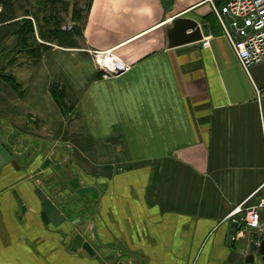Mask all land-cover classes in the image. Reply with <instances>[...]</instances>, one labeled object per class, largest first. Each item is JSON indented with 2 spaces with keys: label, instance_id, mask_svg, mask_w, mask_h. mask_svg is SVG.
<instances>
[{
  "label": "crops",
  "instance_id": "0c3cea01",
  "mask_svg": "<svg viewBox=\"0 0 264 264\" xmlns=\"http://www.w3.org/2000/svg\"><path fill=\"white\" fill-rule=\"evenodd\" d=\"M214 15L206 0H94L80 48L47 44L36 63L33 15L30 48L0 47L15 162L0 172V264H264L247 262L255 232L228 243L234 212L264 199V62L246 73ZM180 18L206 21L209 46L168 49ZM109 52L130 69L107 76L96 55ZM76 227L96 258L71 249Z\"/></svg>",
  "mask_w": 264,
  "mask_h": 264
},
{
  "label": "trees",
  "instance_id": "16d2710c",
  "mask_svg": "<svg viewBox=\"0 0 264 264\" xmlns=\"http://www.w3.org/2000/svg\"><path fill=\"white\" fill-rule=\"evenodd\" d=\"M93 1L31 0V10H25L24 15L20 16L18 11L19 7H22V0H0V5L3 7V12L0 13V47L10 37L17 36L23 48H30L29 37L35 33V27L33 21L27 17L33 15L39 25L40 38L44 43L37 48V51L28 54L36 63L40 62L44 52L50 48L48 45L65 49L80 48L84 41V27ZM217 3L222 6L223 0ZM20 17L23 19L20 20ZM2 77L19 95H23L22 86L14 76L3 74ZM53 97L63 114L68 117L71 109L66 105L64 91L55 86Z\"/></svg>",
  "mask_w": 264,
  "mask_h": 264
},
{
  "label": "built area",
  "instance_id": "2783aa9c",
  "mask_svg": "<svg viewBox=\"0 0 264 264\" xmlns=\"http://www.w3.org/2000/svg\"><path fill=\"white\" fill-rule=\"evenodd\" d=\"M218 1L206 0L218 18L240 65L250 74L253 67L264 62V0H223L222 6L218 5ZM202 44L204 47L209 46L206 40ZM96 56L100 62L113 54L109 52ZM101 69L107 76H111L119 70L126 72L130 68L126 65L118 67L117 64V68L102 65ZM262 93L258 91L259 95ZM237 214H244L237 223L264 240V199L256 205L238 208L233 215Z\"/></svg>",
  "mask_w": 264,
  "mask_h": 264
},
{
  "label": "water",
  "instance_id": "95a60500",
  "mask_svg": "<svg viewBox=\"0 0 264 264\" xmlns=\"http://www.w3.org/2000/svg\"><path fill=\"white\" fill-rule=\"evenodd\" d=\"M167 43L168 49H176L183 46L200 44L205 41V39L211 36V32L209 29V25L206 21L197 22L188 18H180L175 20L168 28H167ZM118 71L114 75H119ZM10 148V144L7 141H3L0 137V172L1 170L8 164H14L13 154L10 153L8 148ZM40 199L43 202L44 208L47 211L52 209V204L47 198L40 194ZM237 230H242V226L234 222L232 226V230L229 233L228 243L234 241ZM72 246L71 249L73 251L79 252L81 251L85 255L91 258H96L99 252L97 246L90 243L86 237L84 230L76 227L72 235ZM251 255L248 256L247 262L253 263L255 261L254 254H259L262 256V261L264 262V240L260 244L252 243L250 245ZM98 260L101 262L98 258Z\"/></svg>",
  "mask_w": 264,
  "mask_h": 264
},
{
  "label": "bare ground",
  "instance_id": "6f19581e",
  "mask_svg": "<svg viewBox=\"0 0 264 264\" xmlns=\"http://www.w3.org/2000/svg\"><path fill=\"white\" fill-rule=\"evenodd\" d=\"M115 60L116 59H114L113 56H110L108 59L101 60L100 62L102 63V65H107L109 67H112L113 66V68H117V63H116ZM121 66H122L121 63H119L118 64V67H121ZM119 72L121 73L123 71H120L119 70Z\"/></svg>",
  "mask_w": 264,
  "mask_h": 264
}]
</instances>
